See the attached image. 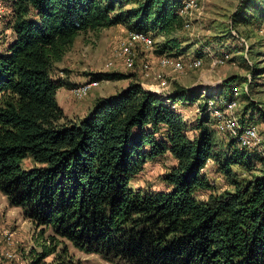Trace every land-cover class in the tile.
Returning <instances> with one entry per match:
<instances>
[{
    "label": "trees",
    "instance_id": "obj_1",
    "mask_svg": "<svg viewBox=\"0 0 264 264\" xmlns=\"http://www.w3.org/2000/svg\"><path fill=\"white\" fill-rule=\"evenodd\" d=\"M183 1L12 0L14 39L0 50V191L41 236L52 231L29 264L53 254L47 264H73L66 242L113 264H264V169L241 179L233 169L264 156L230 141L218 161L234 189L200 200L213 187L203 169L218 156L206 115L191 137L173 103L123 72L95 74L130 81L81 118H69L57 99L72 83L53 70L78 36L124 24L168 37L158 53L180 49L172 35L184 26ZM200 94L176 88L172 99L192 104ZM167 153L176 160L167 189H135L145 164Z\"/></svg>",
    "mask_w": 264,
    "mask_h": 264
},
{
    "label": "rangeland",
    "instance_id": "obj_2",
    "mask_svg": "<svg viewBox=\"0 0 264 264\" xmlns=\"http://www.w3.org/2000/svg\"><path fill=\"white\" fill-rule=\"evenodd\" d=\"M244 11L250 14L248 15L250 20L244 19ZM237 13L239 14L237 15ZM202 15V22L197 23L191 29L182 28L172 35V38L178 41L180 49L169 47L166 52L180 56L189 62L202 55V52L198 50V45L203 44L216 50L219 55L227 52L231 54L232 58L224 64L212 66L210 59L205 57L204 64L199 69H189L182 73L169 72L167 76L171 81V89L174 91L176 88L186 89L192 86L198 88L201 85L205 89L228 91L231 86L239 85L243 91L248 84L249 95L241 96L243 107L240 112L251 108L250 116H244L243 119L258 125L264 135V36L260 33V29L264 25V0H211L206 4ZM236 15L238 20L234 22ZM10 21L11 18H8L0 27V50H4L7 44L12 41V38L9 37L11 32L8 31ZM129 30V27L122 24L82 33L76 39L78 41H75L76 45L71 48V52L67 53L64 58L62 67H56L57 71L54 72V75L57 76V79L62 72L65 75L62 76L63 81L68 79L67 74H72L76 79H80L77 82L70 81L71 87L63 85L58 91L60 103L69 118L78 119L85 116L99 97L115 94L125 88L130 81V79L103 80L99 86L91 88L84 97L78 98L73 92L74 87L94 78L95 74L128 73L142 84L139 73L130 71L122 67L121 64H118L117 68H106V60L113 55L117 39L125 36ZM152 34L158 48L168 39L157 32H152ZM8 37L10 41L7 42ZM246 44L247 47L244 46ZM148 52V59L152 61L159 55L157 50ZM80 55L83 58L81 66L76 62L80 60ZM145 55H147L146 52L140 53L141 58ZM228 78H232L231 81L235 84L230 82L229 84ZM193 105H187L189 117L187 114L185 115L186 123L191 127L199 123V117L196 114L195 105ZM198 133L199 130L195 127L189 131L191 137ZM216 134L218 156L211 159L203 169L204 175L207 176L213 187L209 191H200L197 195L200 200H206L210 192L221 193L234 189L226 174L220 170L221 162L218 161V159H224V154L227 155L230 152V139L226 134L219 132ZM252 157V169L233 165L239 179L262 173L264 164L260 161L261 158L258 155ZM175 163L176 160L169 153L146 163L144 169L134 180V188L166 190L163 177ZM30 164V160H26L24 163L25 166ZM7 229L14 232L13 243H9L4 235V231ZM51 233V230H46V233L41 236L40 229L24 216L22 208L11 206L7 197L0 191V264H29L43 250L41 244L48 242ZM66 245L73 264H113L97 253H86L79 250L70 242H66ZM62 246L63 244L60 245V248ZM7 252L12 253L13 256H8ZM54 257V254L50 255L45 258L44 262L50 263Z\"/></svg>",
    "mask_w": 264,
    "mask_h": 264
},
{
    "label": "built area",
    "instance_id": "obj_3",
    "mask_svg": "<svg viewBox=\"0 0 264 264\" xmlns=\"http://www.w3.org/2000/svg\"><path fill=\"white\" fill-rule=\"evenodd\" d=\"M209 1L211 0L183 1L179 10V15L184 23L183 28L191 29L197 23L202 22V14ZM11 3L12 0H0V27L8 18H11L13 12ZM260 33L264 36V25L260 29ZM8 41H10L9 37ZM156 49L157 42L151 31L129 30L125 36L117 39L113 55L106 60V68H117V65L121 64L122 67L139 73L144 87L161 96L167 103H173L176 108L184 102L181 99L173 101L174 91L171 89V81L167 76L169 72L182 73L189 69H199L203 66L205 57L210 59L212 66L224 64L232 58L231 54L227 52L219 55L210 46L202 44L198 45L202 55L189 62L180 56L169 53H159L154 62L148 59V51ZM141 52H146L147 55L141 58ZM61 76H65L64 72L61 73ZM101 82V80L93 78L88 79L74 87L73 92L78 98H82L91 88L99 86ZM199 87L202 88L201 94L194 102L197 116L201 118L206 115L207 124L216 132L228 135L230 141L235 142L238 147L264 156V135L260 128L258 125L244 120L240 115V110L243 107L241 96L249 95L248 84L243 91L239 85L231 86L228 94L221 89L218 91L217 89H205L201 85ZM4 235L9 243H13V231L7 229L4 231ZM7 255L13 256L10 252H7Z\"/></svg>",
    "mask_w": 264,
    "mask_h": 264
},
{
    "label": "crops",
    "instance_id": "obj_4",
    "mask_svg": "<svg viewBox=\"0 0 264 264\" xmlns=\"http://www.w3.org/2000/svg\"><path fill=\"white\" fill-rule=\"evenodd\" d=\"M119 25H122V24H119ZM112 27H114V26H112ZM111 27V28H112ZM7 31V30H6ZM8 31H10L11 32V35L9 36L10 38H12V40L14 39V33H13V29L11 28V24H10V27L8 28ZM78 41V40H77ZM76 41V42H77ZM76 42L74 43V45H76ZM73 45V46H74ZM73 46H72V48H73ZM6 48H4V50H5ZM71 50V49H70ZM68 51L67 53H70L71 51ZM199 50V49H198ZM67 56V54L65 55V57ZM64 57V58H65ZM64 58H63V60L62 61H60V62H58V63H56V65H55V67H54V70H53V72H56L57 70H56V67L58 66V67H62V63H63V61H64ZM73 58V57H72ZM71 58V59H72ZM80 60H77L76 62H78L79 63V65L81 66V62H82V60H83V58H82V56L80 55ZM85 60V59H84ZM86 61H87V59H86ZM154 62L156 61V59L155 60H153ZM84 64V63H83ZM211 64V63H210ZM72 66H74V65H72ZM61 74V73H60ZM178 77H181V78H184L185 76H178ZM67 78H68V80L69 81H72V82H77V81H79L78 79H76V77H74L72 74H67ZM123 80H125V79H123ZM127 80V79H126ZM129 83V82H128ZM128 83L126 84V85H128ZM198 86V85H197ZM188 88H190V89H192L193 88V86L192 87H188ZM147 89V88H146ZM223 90H224V88H223ZM58 91H59V89H58ZM224 93H229L230 92V90H228V91H223ZM59 92H57V99H58V102H59V104L61 105V107L63 108V106H62V104L60 103V100H59V94H58ZM199 97H200V95H199ZM194 103H192V105H193ZM187 105L188 104H179L178 105V108H177V111L183 116V118H184V120L186 121V114H187V117H189V115H188V113L189 112H187L188 110H187ZM194 106V105H193ZM194 108V107H193ZM250 113H251V110H243V112H240V115H241V117L243 118L244 116L245 117H249L250 116Z\"/></svg>",
    "mask_w": 264,
    "mask_h": 264
}]
</instances>
